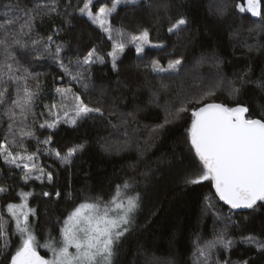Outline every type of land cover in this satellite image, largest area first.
Returning a JSON list of instances; mask_svg holds the SVG:
<instances>
[{"label":"trees","instance_id":"obj_1","mask_svg":"<svg viewBox=\"0 0 264 264\" xmlns=\"http://www.w3.org/2000/svg\"><path fill=\"white\" fill-rule=\"evenodd\" d=\"M83 3L57 0L59 15H49L46 9L52 0H0V23L16 20L12 26L16 32L35 17L31 33L22 37L27 47L13 45L10 51L15 59L7 63L21 78L17 81L21 94L25 84L36 92L26 122V130L33 131L36 139H25L23 148L12 150L35 154L37 158L30 162L37 165L34 176L43 169L41 179L24 184L21 169L7 167L0 159V188L6 189L0 193V216L8 234L7 258L10 260L19 238L12 235L13 220L6 206L18 203L20 192L32 193L28 201L36 210L37 237L58 240L64 219L77 205L97 197L107 201L117 185L128 181L131 190L139 194V207L133 227L118 245L115 264H195L197 237L203 245L226 224L227 238L236 243L230 251L214 252L209 264H264V253L240 242L250 235L264 239V202L248 210L231 209L219 200L210 180L185 183L203 172L188 134L194 109L209 103L239 104L249 108L248 118L264 114V90L256 86L257 82L264 84V0H259V17L238 10L237 4L247 7L246 0H141L136 7L121 5L110 17L113 28L124 29L127 38L148 29L152 43L166 46L163 50L147 48L143 59L132 46L126 47L117 61L118 72L112 70L108 56L112 42L107 35L73 11ZM65 4L72 7L65 8ZM103 4L110 6L111 0H99L93 11ZM218 9L225 10L223 17ZM66 12L73 13L71 26L65 24ZM182 17L188 21L186 29L179 37L169 35L168 27ZM49 37L53 53L57 45L62 46L66 64L82 60L93 48L105 63L91 64L84 70L83 81L70 83L52 58L35 59ZM33 40L40 43L34 46ZM177 58H182V64L174 74H154L150 67H144L153 59L167 67L169 60ZM0 70L7 72L2 45ZM72 70L77 71L75 67ZM244 72L249 73L252 83L241 84ZM27 74L30 78L23 79ZM67 87L102 114L90 113L75 125L66 123L61 112L65 102L56 89ZM233 88H240L239 94H234ZM11 98H15L14 88ZM2 113L0 108V141L8 128ZM46 121L58 123L54 128H41ZM15 135L19 140L18 129ZM46 139L51 142L42 143ZM81 145L70 163L56 157V152L64 156L69 148ZM48 174L52 175L51 183ZM45 191L51 195L44 196ZM209 204L214 206L211 210L207 209ZM0 264H6L5 256H0Z\"/></svg>","mask_w":264,"mask_h":264},{"label":"snow or ice","instance_id":"obj_2","mask_svg":"<svg viewBox=\"0 0 264 264\" xmlns=\"http://www.w3.org/2000/svg\"><path fill=\"white\" fill-rule=\"evenodd\" d=\"M98 2L99 0H84L83 6L78 9L74 8L73 11H78L81 18L87 17L88 21L97 26L112 42L108 56L111 57L113 71H119L117 61L129 44L135 47L137 57L141 59H143L146 48L164 49L165 44H153L150 41L148 29L127 38L124 29L113 28L110 24V17L117 14L119 6L136 7L141 3V0H111L110 6L103 4L98 10L93 11ZM246 5L247 7L237 4V8L240 12L250 13L253 17L261 16L259 0H246ZM57 7V0H52V6L48 7L46 11L49 15L52 13L59 15ZM64 7L72 6L65 4ZM27 15L28 13L25 12V16ZM72 15V12L64 13L65 24L68 26L72 24ZM218 15L223 17L225 10L218 9ZM34 18L33 16L26 20L20 26L19 32H16L12 27L17 22L16 20L8 19L6 22L0 23V33L5 37L0 40V45L3 46L7 69V72L0 70V108L3 109L2 114L8 120L5 138L0 141V159L7 167L21 169L23 173L21 179L24 184H27L30 179H41L43 175V169H39L40 175H33V170L37 168V165L29 162L37 158L34 153L29 154L25 150L22 154L12 150L17 147L23 148L25 139H36L33 131L26 130V122L32 113L36 92L25 84L23 94H21V86L17 83L21 78L14 75L13 66L7 61L15 59L10 51L13 45L19 49L27 47V43L22 37L31 33L32 19ZM187 24L188 21L182 17L172 23L167 32L169 35L179 37L180 32L186 29ZM48 41L49 43L43 45V52L39 53L35 59L40 60L45 56L52 58L64 76L69 78L70 83L83 81L85 79L84 70L91 64L105 63L103 57L97 56L96 49L93 48L82 60H69L66 64L61 55L62 46L57 45L53 53L50 48L52 37H49ZM39 43L37 40L32 41L34 46ZM17 64H19L18 61ZM181 64L182 58H177L169 60L167 67H163L158 59H153L150 65L146 64L144 67H150L154 74L167 75L177 73ZM73 67L77 71L73 72ZM248 77V72L240 75L242 85L252 83ZM28 78H30V74L23 77L25 80ZM39 86L38 82L37 89ZM83 86L88 87L87 83H84ZM256 86L264 90V84L257 82ZM13 88L14 99L11 98ZM56 92L62 100L68 101L71 97L74 102L70 109L74 115L69 116V111H64V116L69 117L65 122L70 125H75L79 119L87 117L90 113H101V109L91 108L85 104L80 95L72 92L71 87L57 88ZM232 92L239 94L240 88H233ZM65 107L68 106L65 105ZM184 110L180 109L179 111ZM248 112L247 106L239 104L234 107L217 103L205 104L192 111L193 119L188 130L191 148L199 158L203 172L196 178L186 179L185 183L194 185L210 180L219 200L229 205L231 209H252L258 201L264 202V114L260 118H248L246 116ZM56 123L58 121H46L40 127L54 128ZM17 129L19 140L15 135ZM9 136L12 137L11 140H9ZM50 142V139H46L42 143L49 144ZM37 143L41 142L37 140ZM82 147L81 145L69 148L64 156L56 152V157L64 163H70V158ZM47 179L51 183L52 175L48 174ZM5 191L6 189L0 188V193ZM42 194L44 196L51 195L46 191ZM18 195L20 203H9L6 206L8 214L15 222V232L12 235L18 234L20 238V243L14 253L10 255V260L7 258L8 234L5 231L3 217L0 216V241H4L3 244H0V256H5L6 264H115L114 258L117 255L118 245L121 238L129 231L134 219L133 214L138 209L140 200L139 194L134 193L130 183L125 181L116 186L115 192L109 200L104 201L102 197H97L93 201H85L77 205L64 219L58 243L49 236L44 244H39L33 224L29 219L30 216L36 214V210L29 207L27 203L28 197L32 193L22 191ZM56 195L59 196V192ZM213 207L211 204L207 205L208 210ZM230 219L231 217H229V221ZM199 241L200 237L194 241L195 264H209L214 252L218 249L230 251L236 243V241L227 238V224L224 229L214 232L212 239L205 240L203 245ZM240 242L254 246L257 253H264V239L250 235L244 237ZM38 247L50 250L51 259H45L39 255ZM70 249L74 251H70ZM224 264H228V262L225 261ZM243 264H249V262L244 261Z\"/></svg>","mask_w":264,"mask_h":264},{"label":"rangeland","instance_id":"obj_3","mask_svg":"<svg viewBox=\"0 0 264 264\" xmlns=\"http://www.w3.org/2000/svg\"><path fill=\"white\" fill-rule=\"evenodd\" d=\"M154 44V43H153ZM129 46H132L131 48H133L134 49V51H135V47L133 46V45H128L127 47H129ZM147 49V48H146ZM65 103H64V105H63V109H61V112H62V119L63 120H66V119H68L69 117H65L64 116V111H69V116H71V115H74V113H72L71 111H70V109H71V107H72V104L74 103L72 100H71V98H69V100L68 101H64ZM65 105H67L68 107L66 108L65 107ZM23 163V162H22ZM30 163V162H29ZM20 198V197H19ZM21 202V200H19V202L18 203H20ZM27 203H28V205H29V201L27 200ZM29 207H31L30 205H29ZM32 208V207H31ZM135 214H136V211H135V213L133 214V216L135 217ZM29 219H30V222H32V224H33V227H34V233H35V223H36V214L34 215V216H30L29 217ZM134 221V220H133ZM13 225H14V230H15V222L13 221ZM133 227V222H132V224L130 225V227H129V231H130V229ZM128 231V232H129ZM128 232H126L125 233V235L128 233ZM35 235H36V233H35ZM124 235V236H125ZM17 236H18V238H19V235L17 234ZM37 236V235H36ZM60 236V235H59ZM37 239H38V242H39V244H44L45 242H46V240L48 239H44L43 241H41L38 237H37ZM59 240H60V238L58 239V240H55L57 243L59 242ZM19 243H20V238H19ZM19 243H18V245H19ZM37 251H40V252H45V253H47V255H48V259H51V257H52V253H51V251L50 250H48L47 248H44V247H38L37 248ZM70 251H74V250H72V249H70Z\"/></svg>","mask_w":264,"mask_h":264},{"label":"water","instance_id":"obj_4","mask_svg":"<svg viewBox=\"0 0 264 264\" xmlns=\"http://www.w3.org/2000/svg\"><path fill=\"white\" fill-rule=\"evenodd\" d=\"M203 107V106H202ZM214 188V187H213ZM214 191H215V189H213ZM217 197H218V195H217ZM219 198V197H218ZM221 201V200H220ZM221 202H223V201H221ZM224 203V202H223ZM259 203V201L257 202V204ZM225 204V203H224ZM227 205V204H226ZM227 206H229V205H227ZM230 207V206H229ZM239 210V209H238ZM240 210H248L247 208H240ZM38 252V254L39 255H41L43 258H45V259H48L44 254H42V252H40V251H37Z\"/></svg>","mask_w":264,"mask_h":264}]
</instances>
